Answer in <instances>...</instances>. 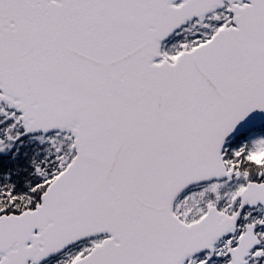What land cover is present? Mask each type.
Wrapping results in <instances>:
<instances>
[{
	"label": "snow or ice",
	"instance_id": "obj_1",
	"mask_svg": "<svg viewBox=\"0 0 264 264\" xmlns=\"http://www.w3.org/2000/svg\"><path fill=\"white\" fill-rule=\"evenodd\" d=\"M0 264H264V0H0Z\"/></svg>",
	"mask_w": 264,
	"mask_h": 264
}]
</instances>
